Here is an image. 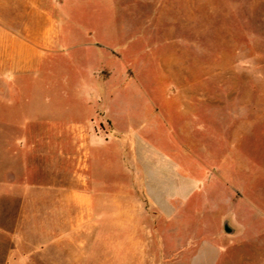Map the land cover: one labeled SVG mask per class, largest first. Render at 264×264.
Returning <instances> with one entry per match:
<instances>
[{
	"label": "rangeland",
	"instance_id": "obj_1",
	"mask_svg": "<svg viewBox=\"0 0 264 264\" xmlns=\"http://www.w3.org/2000/svg\"><path fill=\"white\" fill-rule=\"evenodd\" d=\"M115 1L103 12L101 0L89 7L88 0H68L64 5L73 12L63 16L44 0L43 66L9 73L5 82L0 182L7 151H18L17 140L27 136L28 188L43 198L36 206L29 200L26 236L34 238L36 223L52 216L50 186L63 163L58 156L83 157L88 135L105 138L113 154L120 150L117 138L130 130L138 148L166 172L186 176L195 170L192 157L203 171L172 177V188L183 186L168 193L132 188L126 168L118 175L124 188H76L90 201L77 205L75 216L92 217L91 224L74 225L76 253L83 257L102 243L114 264L123 244L124 264H264V0ZM3 4L0 22L34 20L4 17ZM51 25L60 29L54 49L46 47L57 37ZM110 58L116 61L103 68ZM94 67L101 72L90 76ZM114 120L120 127L113 128ZM74 121L88 125L76 143L67 128ZM14 159L9 163L18 165ZM107 177L109 184L117 178L115 172ZM49 239L45 254L30 256L28 264H72L67 250H51ZM10 247L0 240V262Z\"/></svg>",
	"mask_w": 264,
	"mask_h": 264
},
{
	"label": "crops",
	"instance_id": "obj_2",
	"mask_svg": "<svg viewBox=\"0 0 264 264\" xmlns=\"http://www.w3.org/2000/svg\"><path fill=\"white\" fill-rule=\"evenodd\" d=\"M19 1V7L13 8V0H3L4 13L3 16H30V22H20L19 26H13L12 23L7 21L0 22V96L6 97L8 90L6 89V80L9 73H25L38 70L43 66L45 57V42H44V0H14ZM63 3H62V2ZM68 0H52V11L55 9L57 14L69 16L73 10L67 7ZM87 1V0H86ZM88 7L90 3L95 0H88ZM147 2L148 0H143ZM158 1V0H156ZM87 3V2H86ZM115 0H101V10L110 11L112 7H116ZM92 6V4H91ZM85 11V9H84ZM85 13V12H84ZM86 14V13H85ZM53 16L54 13H51ZM107 15V14H106ZM110 15V14H109ZM108 15V16H109ZM114 16V14H111ZM1 16V15H0ZM39 19V20H38ZM52 32L57 33V37L50 42L48 48L54 49L60 45L59 28L51 25ZM26 33L27 35H21ZM118 34L114 35L116 37ZM113 37V38H114ZM113 59H106L103 62V68H107L112 63ZM116 61V58L113 62ZM111 66L114 67L112 64ZM102 67V66H101ZM115 68V67H114ZM101 72L100 68H92V74ZM118 69L115 68L112 77L113 80L117 77ZM111 77V78H112ZM11 78V77H10ZM90 111L86 108L83 115L86 116ZM192 111H186V113ZM192 117V116H191ZM187 114V121L191 118ZM198 117V116H196ZM195 117V118H196ZM114 118L119 123L118 116ZM197 119V118H196ZM113 128L116 127L115 120L112 121ZM53 127H58L54 126ZM24 130L28 129V125L23 126ZM71 132L68 136L76 143L80 141L81 136L79 130L88 129L86 121H74L72 124L67 125ZM132 132L128 130L127 133L120 138V150L115 151L113 154H108V144L102 136H86L83 144L86 146L84 156H79L75 153H61L57 160L63 162L58 164V174L53 176L50 188H53V212L52 216L41 217L40 221L36 223L34 238L30 239L25 234L29 216V200L31 206L38 204V201H43L37 193L33 191L34 188H28L27 181V151H28V137H20L17 140L18 151H7L9 161L13 158L17 163L12 165L7 161L5 167L4 179L0 182V240L11 241V247L6 252L4 262L0 264H15L19 260V264H28L30 256L36 258L42 257L47 251L44 248V241L48 237L51 240V250L56 248L63 251L67 250L68 262L72 264H108V249L102 243H96L89 248L88 253L80 256L76 252V232L74 225L77 221L81 224H91L92 217H76L74 211L78 206L88 207L90 196L85 191L76 188H124V184L119 181L118 175L123 176L124 169L130 172V176L134 178V187L132 188H151L153 192L168 193L175 188H180V184L171 187V178L178 177L184 178L188 175L198 174L197 171H203L202 165L192 157V162L195 170H190L186 176H181L177 172L168 173L161 167L158 161H152L151 157L144 151L140 150L132 137ZM131 134V135H130ZM72 135V136H70ZM125 137V138H124ZM128 139V140H126ZM125 144L131 146L130 154L126 153L127 149ZM109 157H111L109 159ZM77 160L79 163L77 164ZM129 162L131 163L129 166ZM77 167L81 171L77 170ZM66 172V173H65ZM108 172H115L117 178L108 183ZM195 172V173H194ZM12 176L8 179L7 176ZM194 185V184H193ZM192 185V186H193ZM166 188V189H165ZM187 188V187H184ZM36 210V208H35ZM43 212V211H42ZM35 214V213H34ZM41 214V213H40ZM101 219V218H100ZM48 225L58 226L52 228L49 232ZM29 241L39 242L31 243ZM97 241V239L95 240ZM40 244V245H39ZM71 246V247H70ZM121 256L118 249L115 254L114 264H124L123 260V244L121 245ZM112 253V250H111ZM1 255V253H0ZM113 255L111 254V264H113Z\"/></svg>",
	"mask_w": 264,
	"mask_h": 264
},
{
	"label": "water",
	"instance_id": "obj_3",
	"mask_svg": "<svg viewBox=\"0 0 264 264\" xmlns=\"http://www.w3.org/2000/svg\"><path fill=\"white\" fill-rule=\"evenodd\" d=\"M224 230L229 234H232L234 232V229L230 226L228 221L224 222Z\"/></svg>",
	"mask_w": 264,
	"mask_h": 264
}]
</instances>
